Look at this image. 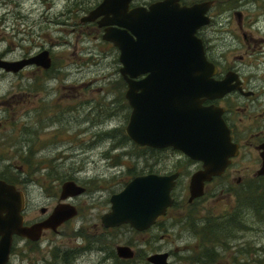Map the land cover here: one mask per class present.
<instances>
[{"label":"rangeland","instance_id":"obj_1","mask_svg":"<svg viewBox=\"0 0 264 264\" xmlns=\"http://www.w3.org/2000/svg\"><path fill=\"white\" fill-rule=\"evenodd\" d=\"M100 1L0 0V52L20 57L46 48L54 56V72L64 76L34 73L32 66L18 76L0 73V96L12 86L23 90L19 95L25 111L0 126V176L25 190L28 219L41 217L42 206L50 209L54 205L57 191L67 179L77 178L90 189L75 199L77 218L62 224L58 232L47 231L41 242L18 239L8 264H151L146 258L157 252H169L171 264H264V206L255 210L244 200L254 193H246L247 189L264 181L250 178L240 184L230 175L238 177L259 168L253 161L248 162L249 169L234 174L236 163L228 176L208 184L205 194L193 202L188 201L191 176L182 177L173 191L174 206L160 219L161 226L146 231L129 226L109 233L99 230L103 229L99 216L110 193L120 191L131 174L150 169L163 172L182 157L171 149L149 152L127 139L120 147L113 146L122 136L115 129L126 125L120 115L124 99L116 93V79L122 77L119 50L102 38L103 29L97 23L82 21ZM196 1L203 0H183L186 4ZM209 13L212 25L201 35L210 52L252 75L256 96L263 100L264 0H213ZM77 87L82 112L81 120L75 122V112L56 113L50 103L62 98L59 90L73 95ZM33 100L41 104V127L32 116ZM259 112H264V106ZM211 217L236 220L224 227L223 244L216 246L219 255L207 263L216 252L208 245L202 255L201 226ZM119 244L134 249L132 261L119 258L115 251L107 256ZM65 250L73 251L67 253V260Z\"/></svg>","mask_w":264,"mask_h":264},{"label":"water","instance_id":"obj_2","mask_svg":"<svg viewBox=\"0 0 264 264\" xmlns=\"http://www.w3.org/2000/svg\"><path fill=\"white\" fill-rule=\"evenodd\" d=\"M132 0H102L82 21L104 26L103 39L120 51L122 75L130 82L127 98L134 107L126 132L137 144L173 146L202 162L190 180L189 202L204 195L205 184L225 172L238 154L221 112L203 105L231 90L228 82L214 81L217 68L206 55L198 29L209 23L213 0L181 4L180 0H157L149 6L130 7ZM49 68L48 49L20 60L0 57V68L17 72L28 66ZM143 76L141 80L131 78ZM142 89V91H138ZM263 164L259 174H264ZM178 174L138 175L111 197V210L102 216L107 227L130 224L137 231L148 230L174 203L172 190ZM85 192L69 180L63 183L62 197ZM24 192L0 178V264L11 258L14 236L39 241L47 229L58 227L77 214L72 205L60 204L45 220L24 224ZM120 258L132 259L134 249L117 245ZM169 252L147 256L151 264H171Z\"/></svg>","mask_w":264,"mask_h":264},{"label":"flooded vegetation","instance_id":"obj_3","mask_svg":"<svg viewBox=\"0 0 264 264\" xmlns=\"http://www.w3.org/2000/svg\"><path fill=\"white\" fill-rule=\"evenodd\" d=\"M154 1H157V0H154ZM154 1H151L148 3L134 4L133 3L134 0H132L130 7L141 5V4H143L145 6H149ZM180 1H181V4H186L183 2V0H180ZM209 15H210V13H209ZM236 15L238 17L239 12ZM239 17H240V19H242L244 16H243V14H241V15H239ZM94 22L97 23V20ZM97 25L99 26L98 23H97ZM211 25H212V16L210 15L209 23H207V24L201 26V28H199V30L197 32V36L203 40L205 55H206L207 59L211 63H213L215 65V67L217 68L216 72L212 76L214 81L226 80L228 82L229 86L231 87V90L226 92L224 95L216 97V98H211V99L206 98L205 100H203V105L211 106L213 108L218 109L221 112V116H222L225 124L230 129V134L232 137L231 140L233 143H235L238 146V154H237V156H235L231 159L230 165L226 168V170H225V172H223V174H221L219 176H215L213 178V180H211L210 182H207L205 184V191H206V187L208 184L213 183L217 179H222V178L228 176L230 169L236 163H237V166L233 170L234 174L241 172L242 169H249L250 166L247 164H248V162H251V161L258 163V166H260L259 168H256L253 171H251V173H246V174L240 175L238 177H235L234 175L230 174L232 176V178L237 179L238 183L243 184L246 181H250L249 180L250 178L251 179H264V174L258 173L262 167V164H263L262 153L264 152V112H259L261 107L264 106V98H263V100H261L259 97L256 96V91H255V88L252 84L253 76L245 73L243 67L238 66V65L233 64V63H229L227 61H223L221 58L216 57L214 54H212V52H210V49L207 46L206 41H205L206 39L204 36L201 35V32L205 28L210 27ZM99 29H103V32H104L105 27L99 26ZM36 53H38V52H36ZM36 53H34V54H36ZM31 55H33V53L28 52V53H23V55L20 57H9L7 55V52H5V51L0 52V57L2 59H5V60H20V59H23V58L31 56ZM119 55H120V51H119ZM50 56L52 58L51 67L45 69L41 66L32 65L33 69L35 70L34 73L43 74V73L54 72V69H55L54 56L51 53V51H50ZM243 58H244L243 56H240V59H243ZM118 60L120 61L119 56H118ZM122 66H123V64L121 63V66L119 67L120 73H121V67ZM28 67H30V66H28ZM28 67H26V68H28ZM26 68H23L17 72L7 71L3 68H0V73L12 75V76H18V75H22L23 72L26 70ZM54 73H57V72H54ZM57 75L60 76L61 79L64 78V76H61L59 73H57ZM245 75H247V78L245 77ZM121 76L122 77H119L116 79V84L119 86L116 93H117V95H121L122 98L124 99V106L121 109L120 115L122 117H124V121H126V125L124 127V124H123V125H121L115 129L117 134L118 133L122 134V136L119 137V141L115 142L113 144V146L115 148L120 147L127 140H129L134 145H138L139 147L148 149L149 152L150 151H157V149H159L160 151H165L167 149H171L174 154L177 151L180 152L181 153L180 156H182V157L176 160L175 166L173 168L164 169L163 172H161L160 170L150 169L146 172H138L135 174H131L132 178L130 177L131 179H133L134 177H136L138 175L149 174V173H155V174H160V175L178 174L176 184L172 190V195L174 197L173 191L177 187L179 180L184 176H186V177L192 176L196 171L200 170L202 168V162H199L197 160H194V159L186 156L180 150L174 148L173 146H164L163 148H159V147H153V146H149V145H139V144L135 143L128 136V134L126 132V128H127L128 122L130 120V117L134 111V107L130 103L129 99L127 98V91L130 88V82L127 78H125L122 75V73H121ZM142 78H143V76H139V77H135V78L133 77L131 79L133 81H138V80H141ZM33 80H35V78ZM79 85H82V83ZM79 85H78V87H79ZM67 86H64V87H67ZM78 87L74 88L76 94H73V95L70 93L67 94L65 91L61 92L59 90L58 92L62 96V98H60L58 101H56L58 104L56 102L50 103L51 107H53V111H55L56 113L65 115V114H68L67 113L68 109L71 110L72 112H75V116H73V121H75V122L81 120L80 115L82 112V102L80 101V94L77 93ZM20 91H23V90H21L19 88L16 89V87L12 86L9 90H7L3 94H1L0 104L3 105L2 110L5 111L6 115L3 117V121H2V119L0 120L1 121L0 126L4 125V123H7V121L10 119L9 117H12V119H13L18 114H19V116H21L25 112L24 106H23L24 100L19 95ZM138 91L140 92V91H142V89H138ZM261 95H264V91H262ZM32 102H33L31 105L33 107L32 116L36 119V122L38 123L39 127H41V125L43 124V122L40 121V118L42 115L41 114V104L38 100H33ZM60 102H61V105H59ZM66 102L68 103V105ZM50 105H46V107L48 108V107H50ZM71 120H72V117H71ZM71 120H69V122ZM82 132L83 131H80V133H82ZM247 160H249V161H247ZM241 164H243L244 166L242 167ZM129 176H130V174L128 175V177ZM1 178H3V177H1ZM4 179H6V178H4ZM131 179H129V180H131ZM190 179H191V177H190ZM6 180L10 183H14L19 190L24 192L25 209L23 211V214L25 217V222H24L25 225H29V224H32L35 222H40V221L47 219L53 213L54 209L60 204L72 205L77 209V214L75 216L67 219L65 222H63V224L74 219V218H77L79 216V208H78V204H76V202H75V199L77 198V196H79L81 194L68 195L67 197L63 198L62 197V186H63L64 182L72 180V181H75L77 184L85 187V192H89V190H90V189H88L86 184H83L77 178L76 179H67V180L62 182L60 189L57 191L56 202L54 203V205L50 209L48 206H42L39 210L41 213V217H35L34 219H28L26 216V213H25V210L28 207L27 194H26L25 190L21 189V187L15 181H10L9 179H6ZM128 181H126L125 185L127 184ZM90 193H92V192H90ZM98 193L99 192L95 193L93 196L98 195ZM115 193H117V192L110 193V195L106 201L107 207L104 208V210L102 211V213L99 216L100 224H101V227L103 228V229H99V230L108 231V233L110 230H119L122 226L131 227L130 224H127V223L119 225V226L107 227V226H105V224L102 221V216L111 210V204H112L111 197ZM95 202H97L98 204L102 203L101 200H95ZM173 206H174V204H173ZM169 209H168V211H169ZM161 218H162V216H159L157 218L155 224L153 226H151L150 228L161 226L162 225L160 223ZM59 227H58V231H59ZM131 228H133V227H131ZM133 229L135 230V228H133ZM49 230H51V229H47L43 232V236L41 237V239L38 242H41L43 240L44 236L46 235V232ZM51 231H53V230H51ZM18 239H25V238L20 237V236H15L14 237V244ZM116 246L117 245L113 246L111 250H108V253H107L108 257H110L111 253L114 251L117 254ZM117 256H118V254H117ZM124 260H126V261L131 260L132 261V259H125V258H124Z\"/></svg>","mask_w":264,"mask_h":264},{"label":"trees","instance_id":"obj_4","mask_svg":"<svg viewBox=\"0 0 264 264\" xmlns=\"http://www.w3.org/2000/svg\"><path fill=\"white\" fill-rule=\"evenodd\" d=\"M26 53H28V52H26ZM2 177L6 178L4 176H2ZM6 179H8V178H6ZM10 181H12V180H10ZM263 181H264V179H263ZM259 183L260 182H257L250 189L246 190V193L251 192V191H254V193H252V195H250L244 199L247 201L248 206L254 207L255 210H257L258 205L262 204L261 207L264 206V204H263L264 203V182L261 185ZM243 197L244 196H242V199L240 198V205L243 201ZM223 217H225V216H223ZM207 220L208 221H206L204 226H201V231H202L201 237H203V239L200 238V245H201V248L203 249L202 255H203L204 251L207 249L206 246H208V245H210V249H212L216 252L215 256L212 257L211 260L207 261V263H211L214 260V258L219 255V253L216 249V246L219 247L220 245L223 244V241H224L223 240L224 239L223 229H224V227L231 225V223H232L231 221H233V223H234L236 218L233 220L227 219L226 221H224V220L219 221L218 219H214L211 217V218H208ZM225 222H227V224ZM67 253L72 254L73 251L68 252L67 250H65L64 256H63L65 260L68 259L69 254L67 255Z\"/></svg>","mask_w":264,"mask_h":264},{"label":"bare ground","instance_id":"obj_5","mask_svg":"<svg viewBox=\"0 0 264 264\" xmlns=\"http://www.w3.org/2000/svg\"><path fill=\"white\" fill-rule=\"evenodd\" d=\"M141 5H143V4H141ZM208 16H209V18H210V15H209V13H208ZM140 145V144H139ZM159 148H163V147H159ZM124 259V258H123Z\"/></svg>","mask_w":264,"mask_h":264}]
</instances>
